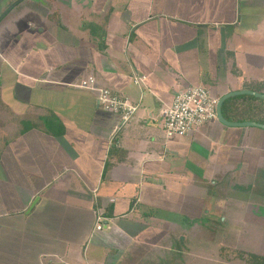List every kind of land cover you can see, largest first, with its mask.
Here are the masks:
<instances>
[{
	"label": "crops",
	"instance_id": "1",
	"mask_svg": "<svg viewBox=\"0 0 264 264\" xmlns=\"http://www.w3.org/2000/svg\"><path fill=\"white\" fill-rule=\"evenodd\" d=\"M0 17V264H168L203 214L264 223V130L163 129L189 88L263 93L264 0H2ZM90 77L137 106L129 123Z\"/></svg>",
	"mask_w": 264,
	"mask_h": 264
},
{
	"label": "rangeland",
	"instance_id": "2",
	"mask_svg": "<svg viewBox=\"0 0 264 264\" xmlns=\"http://www.w3.org/2000/svg\"><path fill=\"white\" fill-rule=\"evenodd\" d=\"M2 0H0L1 2ZM22 6L19 4V7L15 9V7L10 6L6 15L8 17H12L13 15L18 13L19 8ZM25 8V5H24ZM2 18V17H0ZM29 18L34 20L29 14ZM3 20V19H2ZM244 21V19H243ZM6 37V36H5ZM6 39L2 41L5 45ZM264 95V87L260 89ZM237 104L242 103H257L258 101H264L258 98H254L252 96L243 95L233 97ZM230 98V99H233ZM244 98V99H242ZM253 129V128H252ZM254 131H261L262 129L254 128ZM264 132V131H263ZM262 142V141H259ZM256 140L250 144H256ZM201 186L204 185L205 179L202 180ZM253 201H259L264 206V189L253 192L250 195ZM242 200V199H239ZM241 201H236L234 205H242ZM231 209V208H227ZM207 215H202L199 217V222L201 223L202 228L195 227L193 230H186L182 232H186L187 237L186 242L184 244L177 245V248L174 249L177 254H171L168 259V264H246L242 260V256L246 253H256L264 255V223L262 224H245L241 223L240 216L241 212H237L234 220L240 221L238 224L236 223V229H218L213 230V225L206 223V221H211L214 219V216L206 213ZM231 214V213H228ZM214 222V220L212 221ZM198 225V224H197ZM232 225V224H230ZM248 229H245L247 228ZM178 232V231H177ZM181 232V230H180ZM177 241V239H176ZM178 242V241H177ZM176 242V243H177ZM174 248L171 246V249ZM177 259V260H176ZM176 261V262H175ZM178 261V263H177Z\"/></svg>",
	"mask_w": 264,
	"mask_h": 264
},
{
	"label": "built area",
	"instance_id": "3",
	"mask_svg": "<svg viewBox=\"0 0 264 264\" xmlns=\"http://www.w3.org/2000/svg\"><path fill=\"white\" fill-rule=\"evenodd\" d=\"M146 79H134V84L139 85ZM81 89L98 93L101 107L108 112L121 116L122 124H127L133 118L137 106L130 104L126 99L120 98L109 89L97 87L94 78L90 77L80 82L77 86ZM218 101L209 90L203 87H193L179 93L172 105L163 112V129L168 139H179L190 135L193 131L218 121ZM96 229L101 231L102 218L98 217Z\"/></svg>",
	"mask_w": 264,
	"mask_h": 264
},
{
	"label": "trees",
	"instance_id": "4",
	"mask_svg": "<svg viewBox=\"0 0 264 264\" xmlns=\"http://www.w3.org/2000/svg\"><path fill=\"white\" fill-rule=\"evenodd\" d=\"M244 99V98H242ZM222 114L225 120L232 123L254 122L264 125V101L257 103L237 104L235 99H228L222 107ZM242 260L246 264H264V256L256 253H245Z\"/></svg>",
	"mask_w": 264,
	"mask_h": 264
},
{
	"label": "water",
	"instance_id": "5",
	"mask_svg": "<svg viewBox=\"0 0 264 264\" xmlns=\"http://www.w3.org/2000/svg\"><path fill=\"white\" fill-rule=\"evenodd\" d=\"M243 95H248V96H252L254 98H258L261 100H264V95L258 92H254L251 90H242V91H237V92H232L229 93L225 96H223L217 104V115H218V121L227 126V127H233V128H245V127H251V128H258V129H262L264 130V125L261 124H257L254 122H245V123H232V122H228L227 120L224 119L223 114H222V107L223 104L225 103L226 100L233 98V97H237V96H243Z\"/></svg>",
	"mask_w": 264,
	"mask_h": 264
}]
</instances>
